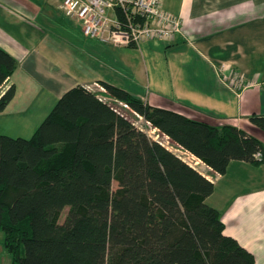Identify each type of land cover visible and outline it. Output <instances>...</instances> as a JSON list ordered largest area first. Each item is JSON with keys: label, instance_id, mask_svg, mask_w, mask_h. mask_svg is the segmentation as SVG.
Here are the masks:
<instances>
[{"label": "trees", "instance_id": "1", "mask_svg": "<svg viewBox=\"0 0 264 264\" xmlns=\"http://www.w3.org/2000/svg\"><path fill=\"white\" fill-rule=\"evenodd\" d=\"M16 67L0 48V89ZM101 85L216 175L232 161L263 162L261 142L244 131ZM14 94L11 86L1 95L0 113ZM250 121L264 131V118ZM213 192L210 179L84 87L68 90L30 138L0 135V233L11 264H254L224 235L206 203Z\"/></svg>", "mask_w": 264, "mask_h": 264}, {"label": "crops", "instance_id": "2", "mask_svg": "<svg viewBox=\"0 0 264 264\" xmlns=\"http://www.w3.org/2000/svg\"><path fill=\"white\" fill-rule=\"evenodd\" d=\"M62 2L0 0V48L17 62L0 89V97L15 90L0 113V135L30 138L68 90L101 84L153 107L244 131L261 142L262 164L232 161L216 175L186 154L214 184L206 203L221 214L224 235L254 264H264V131L250 121L264 118V0H162L165 11L181 18V34L171 44L122 48L84 38ZM221 70L240 74L243 88L226 86ZM3 240L0 233V264H11Z\"/></svg>", "mask_w": 264, "mask_h": 264}, {"label": "built area", "instance_id": "3", "mask_svg": "<svg viewBox=\"0 0 264 264\" xmlns=\"http://www.w3.org/2000/svg\"><path fill=\"white\" fill-rule=\"evenodd\" d=\"M60 9L68 19L80 25L84 38L116 48L139 46L146 41L171 44L182 29L181 18L165 11L162 0H63ZM221 75L222 82L231 89L243 88L240 74H225L221 70ZM87 89L105 103H116L127 108L109 98L102 86ZM145 125L153 133L154 141L160 142L170 151L184 155L182 159L192 162V167L199 166L196 160L190 159L185 151L173 145L149 123L145 122Z\"/></svg>", "mask_w": 264, "mask_h": 264}, {"label": "rangeland", "instance_id": "4", "mask_svg": "<svg viewBox=\"0 0 264 264\" xmlns=\"http://www.w3.org/2000/svg\"><path fill=\"white\" fill-rule=\"evenodd\" d=\"M77 24V23H76ZM80 26V25H79ZM76 26H71V28H74ZM76 50L75 48L73 49V51ZM122 115H124L125 118H127L129 121H131L134 126L140 130H142L143 132H145L151 139L154 137L153 133H150V129L148 128L147 125H145V122L143 119L138 118L134 113H132L128 108H124L122 107L120 104H116V103H111ZM11 137V136H8ZM11 138H16V137H11ZM29 138V137H28ZM28 138H24V139H28ZM173 152V151H172ZM175 154L181 156V158H185L184 155H181L180 153L174 152ZM187 163H189V165H193L192 162H190L189 160H185ZM202 166V165H200ZM197 167L196 169L203 173V171L201 170H205V167L203 166L201 167ZM201 169V170H200ZM238 188V187H237ZM236 188V189H237ZM118 189V183L116 181L112 182V186H111V190L113 192H115ZM218 190L219 187L216 190V193L218 194ZM68 213V208L63 209L57 216H56V222L58 224H62L67 216ZM3 250H5L3 248ZM5 254H8L7 252H5ZM9 255V254H8Z\"/></svg>", "mask_w": 264, "mask_h": 264}]
</instances>
